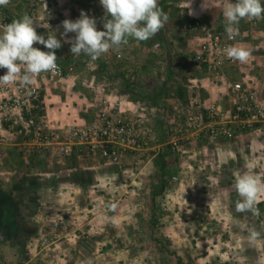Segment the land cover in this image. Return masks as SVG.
I'll return each instance as SVG.
<instances>
[{
  "label": "rangeland",
  "instance_id": "374dc122",
  "mask_svg": "<svg viewBox=\"0 0 264 264\" xmlns=\"http://www.w3.org/2000/svg\"><path fill=\"white\" fill-rule=\"evenodd\" d=\"M81 10L97 19L98 30H105L102 23L105 13L99 0H11L8 6L0 7V14L10 22L25 14L42 25L50 22L53 29H59L56 36L61 39L62 21H75ZM181 15L184 22L187 14ZM48 31L37 27L38 34L45 38ZM247 31L249 36H245ZM74 35L69 34L70 37ZM238 38L246 42V49L252 54L264 53V20H242ZM62 45L64 48L59 49V58H64V62L60 63L67 73L70 66H75L76 70L69 77L75 78L79 73L89 75L91 81L87 86L90 93L107 89V81L123 82L121 75L131 84L140 85L135 78L142 79L145 73L142 70L139 69V76L129 72L121 74L122 65H113L111 77L103 76L102 70L99 74L90 73L95 71L93 63L77 62L78 57L71 54V45L63 41ZM34 47L47 51L38 43ZM136 50L146 53L150 62L156 59L150 47L136 46ZM70 60L73 63L68 65ZM164 67L166 71L162 62L154 72L148 69L147 63L144 64V70L149 71L148 75L153 73L154 77L149 87L142 85L144 91L147 88L154 90L162 84L166 78ZM95 82H101V86L96 87ZM60 112L68 116L67 121L79 118L80 113L72 104L62 105ZM160 117L163 119L162 114ZM242 144L244 151L238 152L236 147V154L212 161L226 168L220 173L202 171L200 164H205L204 160L196 158L191 148L185 147L180 159L163 148L153 161L147 157L136 164L123 161L97 169L88 168L86 165L91 162L86 164L83 161L84 164L79 162L77 169L71 172L53 173L52 176H49L51 173L42 175L36 172L26 176L37 184H27L21 191L13 192L18 200L28 197L33 204L27 207L24 217L23 210L14 209L19 204L13 195L0 190V205L12 208L11 211L2 210L0 223L4 217L14 218L13 222L23 228L22 234H15L11 240L13 248L0 252V261L4 264H259L260 258L264 257V197L257 205L259 215L237 213L235 203L239 198L232 186L235 174L246 171L264 181V152L260 154L263 144L259 141L253 145L251 140H244ZM13 149L15 151H6L7 154L0 152V169L10 165L9 173L0 175V185L5 191L13 178L21 173L18 170L23 155L18 147ZM83 168L85 173H82ZM226 181L230 184L229 190L233 189L232 194L219 197L222 186H229ZM41 215H45V224L41 221L38 235H34V228L38 227L34 222ZM56 216L60 217L56 221L61 223L58 230L52 228ZM10 222L7 220L6 226ZM248 228L260 232L255 247L248 244ZM15 247L19 248L18 253Z\"/></svg>",
  "mask_w": 264,
  "mask_h": 264
},
{
  "label": "built area",
  "instance_id": "2783aa9c",
  "mask_svg": "<svg viewBox=\"0 0 264 264\" xmlns=\"http://www.w3.org/2000/svg\"><path fill=\"white\" fill-rule=\"evenodd\" d=\"M8 23L10 20L0 14V28ZM47 26L50 31L57 32L50 22ZM182 28L195 38L192 60L197 69L208 72L213 79L222 78L228 68L240 74L227 82V104L205 100L201 83L192 78L185 98L178 93L172 95L171 108L166 115L168 138L163 143H160V133L152 116V105L117 94L96 95L90 122L82 123L80 118H73L57 125L42 110V81L59 85L76 70L75 66H70L67 73L57 62L56 72L40 74L34 85L0 86V150L3 151L14 137L23 136L27 141L21 146V152L26 163L38 146L58 143V162L63 166L75 153L84 162L117 165L128 158L132 162L143 161L158 144L180 159L185 147L194 140L203 137L211 141L234 140L246 130L264 126L262 90L248 69L254 59L250 57L242 64L224 54L227 46L242 47L238 35L229 40L225 23H211L192 15L185 19ZM245 36H249L248 31ZM160 46V43L155 44V48ZM4 74L6 69H0V76ZM77 146L85 149L77 151ZM59 227V221L52 222L54 230ZM0 264L4 263L0 261Z\"/></svg>",
  "mask_w": 264,
  "mask_h": 264
},
{
  "label": "crops",
  "instance_id": "0c3cea01",
  "mask_svg": "<svg viewBox=\"0 0 264 264\" xmlns=\"http://www.w3.org/2000/svg\"><path fill=\"white\" fill-rule=\"evenodd\" d=\"M234 2V0H233ZM204 3V0H159V6L166 12L169 16L168 23L164 26L163 29L159 31L157 35H155L153 38L138 42L136 40H129V43L124 46L121 49L120 53L110 52L109 54H106L104 56H101L97 60H92L90 57L81 55L77 56L78 59H76L77 62H81L83 64L93 63L94 70L90 73H96L99 74L101 71L102 75L107 77L112 75L110 73V69L113 67V65L118 66L122 65V71L121 74H124L125 72H129L130 74H137L139 76V69L145 72L142 76L141 80H136V83H139L140 85H134L131 84L124 75H121V79L123 82L116 81L117 83L109 82L107 81L105 86H107V89L102 88V90L96 91V93L93 94V92L90 93L91 90H89V81L91 79L89 78V75H86L85 73H79L75 78L74 77H68L66 80L63 81V83L59 85H54L53 83L49 82L48 80L42 81V110L44 113L48 114L50 117H52L53 120H56L58 125L64 124L67 122L66 117L64 116L60 110L61 106L65 105V103L72 104L73 106L77 107L80 112V122L86 123L90 122L93 117V111L95 110V100L96 95L98 97H101L103 95L109 96V95H119V96H127L130 99H133L135 101L139 100L140 102H149L153 107V119L154 122H156V125L160 133V139H167L168 133H167V120L166 115L167 111L170 110L171 106L170 103L172 101V95L174 93L181 94L183 98L187 96V85L189 84V81L192 78H196L201 84V91L203 98L207 101H217L221 102L223 104H227L228 100V86L229 84L227 82H230L232 79L239 77V73L235 69L228 68L224 71L223 77L220 79H213L208 72H205L203 70L197 69L195 66L193 60H192V53L194 49L196 48V42L195 38L186 33L183 28V15L186 13L187 17L190 15L189 11L191 9L192 16L194 17H202L207 22L211 23H217L222 24L225 23L224 18L220 19L223 10V5L225 3V0H207L206 7L207 9H203L201 5ZM67 11V10H66ZM182 28V29H181ZM251 38H255L254 35H252ZM160 43L161 46L157 49H155V44ZM150 47V52H152L154 57H156L155 60L151 59V62L149 60V57L146 53L143 51L139 52L136 50V46L138 48H141L142 46ZM241 46L243 48H247L246 42H241ZM64 48V45H62V48ZM48 51V49H46ZM143 52V54H142ZM56 54L58 57L59 62H64V58H59L60 53L59 49L56 50ZM121 56V57H119ZM251 58L254 59L253 65L249 66L248 69L252 76L255 78V82L258 85V87L262 90V99L264 101V53H255L251 54ZM147 58V59H146ZM68 65L72 64L73 62L67 61ZM164 62L166 66V71L164 67V72L166 73L165 80L162 82V84L154 90L151 88H147V91H144V88L142 85L147 84L149 87V83L152 79H154L153 73L148 75L149 71L144 70V64H148V69L152 70L154 72H157V68L159 65ZM149 63H151L149 67ZM141 64V65H140ZM67 65V63H66ZM87 66V65H86ZM135 66V68H133ZM96 68V69H95ZM123 72V73H122ZM141 72V71H140ZM162 72V71H161ZM95 75V74H93ZM119 76V75H118ZM131 76V75H130ZM96 77H102L100 75H96ZM104 82V81H103ZM96 87L101 86V82L97 83L95 82ZM141 96H138V95ZM94 95V96H93ZM95 106V107H94ZM166 111V112H165ZM63 112V111H62ZM161 114L162 118L161 119ZM163 140V141H164ZM251 140L252 144H258L259 141L263 145H261L263 151H260V154L264 152V126H259L254 129L246 130L243 133H240L234 140H217V141H211L210 139L203 137L199 140H194L192 143H190L187 147L191 148L192 152L195 153L197 156L196 158H200L204 160L203 162L205 164H200L202 171H215L217 173H220V171H225L226 168H224L221 164L218 165V163L214 164L212 161L215 160L218 161V157L229 155V154H236V147L238 152L244 151L241 147V144L243 141ZM27 139H25L23 136H16L14 137L8 145L5 146L4 150H0V152L5 153L6 151L9 152V150L15 151V149L18 147V149L21 151V146H24ZM163 141H160V143H163ZM263 141V142H262ZM239 145V148L238 146ZM244 145V144H242ZM165 147H162V145L155 147L150 153L147 154V157H149L150 161H153L155 157H158L160 154L159 152L161 149ZM81 149H85V147L77 146L76 150L80 151ZM7 154V153H5ZM159 154V155H158ZM23 155V153H22ZM158 155V156H157ZM146 157V158H147ZM224 157V158H225ZM58 143L55 145H42L38 146L36 150L33 152V154L29 157V163H26L24 160V157L22 159V164L20 169L18 170L19 174L16 175V177L13 178V182L11 181L7 186H9L7 189L8 191H5L2 186L0 185V190H2L4 193H9L13 195L14 199L18 202V204L14 207L15 210H18L21 212L23 210L22 216H25V210L27 207H32L33 204L30 202V199L27 197H22V200H18L15 198L13 192L17 190H22L24 185L31 186L30 184H37L35 180H29L26 179V176H32V174H46L51 173L49 176H52V174L56 173H62L65 171H73L76 170L77 166L79 165V162L82 164L83 161L78 157V155L75 153L72 157H70L67 160L66 165H61L58 162ZM145 158V159H146ZM144 159V160H145ZM12 161V160H10ZM149 161V162H150ZM90 165H86L88 168H100L104 165H108L110 163H103L101 161H90ZM90 162H85L86 164H89ZM124 162L126 164H136L137 162H132L130 158L125 159ZM139 163V162H138ZM210 164V165H207ZM6 168L0 169V175H6L5 172H8V168L10 165H5ZM75 166V167H73ZM209 166V167H208ZM206 167L208 169H206ZM82 168V167H81ZM46 170H49L45 172ZM84 170V168H83ZM86 170V169H85ZM83 171L82 173H85L86 171ZM9 173V172H8ZM226 175V174H225ZM227 176V175H226ZM8 177L11 178L10 174H8ZM228 178V177H227ZM200 182V181H199ZM12 184V187L10 186ZM226 185H229L228 188L225 186H222L221 192L216 195L219 197H225L226 194L229 196L232 194L233 189L231 191L229 190L230 184L226 181ZM52 187L55 189V186L52 185ZM57 189V187H56ZM228 189V193H227ZM235 192V191H233ZM214 196V195H213ZM237 197V196H236ZM239 198V197H238ZM236 199V198H235ZM32 204V206H31ZM7 207L6 205H0V214L2 213V210ZM10 206L8 207V211H11ZM45 215H41L36 219L34 222V225H38V227L34 228L33 234L37 233L38 235V229L40 228L39 223L45 224L46 218ZM21 217V218H23ZM20 218V216H19ZM60 217L56 216L53 220L56 221ZM11 220L9 226H6V221ZM14 221V218L7 219L4 217L3 223H0V252H7L8 249H12V245H10L11 240L13 241L14 235L22 234L23 228L19 224H16ZM53 221V222H54ZM32 224V223H31ZM46 226V225H45ZM50 227V225L48 226ZM18 245H20V242ZM18 248V247H15ZM18 253V250H16ZM19 255V254H18ZM10 257V256H8ZM10 259H12L10 257Z\"/></svg>",
  "mask_w": 264,
  "mask_h": 264
},
{
  "label": "clouds",
  "instance_id": "9594fccd",
  "mask_svg": "<svg viewBox=\"0 0 264 264\" xmlns=\"http://www.w3.org/2000/svg\"><path fill=\"white\" fill-rule=\"evenodd\" d=\"M99 2L105 13L102 17L105 30H98L97 19L90 17L83 10L75 21H62L61 39L57 38L53 30L48 31L47 38L38 34L37 27L49 28L34 21L28 14L0 28V69H6V74L0 76V86L19 83L28 87L35 84L40 74L56 72V50L62 47V41L71 45L72 56L84 55L94 61L110 52L120 53L130 39L143 42L153 38L169 21L168 14L159 6V0ZM10 3L11 0H0V7H6ZM206 3L207 0H204L201 5L203 9H207ZM189 14H193L191 9ZM222 14L225 32L228 39L232 40L239 34V24L242 20H264V3L262 0H225ZM70 33H74V37H70ZM37 43L44 45L48 51L34 47ZM224 54L230 60L243 64L248 62L252 53L242 47L227 46L224 48ZM232 187L239 197L235 203V211L259 215L257 205L261 197H264V181L246 171L235 174ZM111 207L115 210V205ZM247 230L248 244L255 247L260 232L255 228ZM259 264H264V257L260 258Z\"/></svg>",
  "mask_w": 264,
  "mask_h": 264
},
{
  "label": "trees",
  "instance_id": "16d2710c",
  "mask_svg": "<svg viewBox=\"0 0 264 264\" xmlns=\"http://www.w3.org/2000/svg\"><path fill=\"white\" fill-rule=\"evenodd\" d=\"M180 96L182 97V95L180 94ZM41 100H42V96H41ZM42 106V105H41ZM10 209V208H9ZM5 210L8 211V207H5ZM181 264V262L179 263Z\"/></svg>",
  "mask_w": 264,
  "mask_h": 264
}]
</instances>
